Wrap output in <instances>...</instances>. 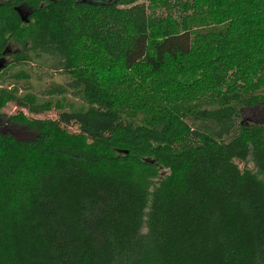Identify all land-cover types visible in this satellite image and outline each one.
Wrapping results in <instances>:
<instances>
[{
  "label": "trees",
  "instance_id": "16d2710c",
  "mask_svg": "<svg viewBox=\"0 0 264 264\" xmlns=\"http://www.w3.org/2000/svg\"><path fill=\"white\" fill-rule=\"evenodd\" d=\"M144 2L0 0V264H264V0Z\"/></svg>",
  "mask_w": 264,
  "mask_h": 264
},
{
  "label": "rangeland",
  "instance_id": "374dc122",
  "mask_svg": "<svg viewBox=\"0 0 264 264\" xmlns=\"http://www.w3.org/2000/svg\"><path fill=\"white\" fill-rule=\"evenodd\" d=\"M139 4L143 5L145 8L144 0H119L118 8L121 10H125L135 5L138 6ZM52 79L58 82L62 81L61 78L56 74H52ZM44 85L45 81L42 82V86ZM2 112L6 115V117L12 115L14 116L18 112H21L28 117L38 118H56L57 114L56 111H51L40 115H30L25 109L18 108L13 102L8 103L6 107L2 109ZM242 117L245 121H254L264 124V103L244 109L242 112ZM0 133H9L16 139L20 140L29 139L33 135V131H31V129H29L27 125L14 121H7L6 118H0ZM242 166L243 165L241 164L239 165V167Z\"/></svg>",
  "mask_w": 264,
  "mask_h": 264
}]
</instances>
